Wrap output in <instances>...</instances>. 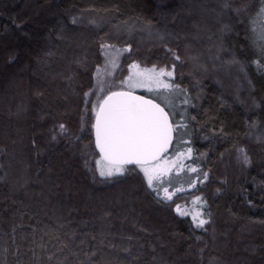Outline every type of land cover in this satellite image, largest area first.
Segmentation results:
<instances>
[{
  "label": "trees",
  "instance_id": "16d2710c",
  "mask_svg": "<svg viewBox=\"0 0 264 264\" xmlns=\"http://www.w3.org/2000/svg\"><path fill=\"white\" fill-rule=\"evenodd\" d=\"M249 2L224 16V0H0V264H264V145L246 139H264V39L256 9L231 11ZM100 42L129 46L126 67L175 66L188 120L166 157L191 148L193 184L172 200L90 167L80 116ZM189 202L203 230L177 213Z\"/></svg>",
  "mask_w": 264,
  "mask_h": 264
},
{
  "label": "snow or ice",
  "instance_id": "6c2138e0",
  "mask_svg": "<svg viewBox=\"0 0 264 264\" xmlns=\"http://www.w3.org/2000/svg\"><path fill=\"white\" fill-rule=\"evenodd\" d=\"M223 9H228L230 4L228 0H224ZM73 19L72 23H77ZM250 27L255 32L258 25L261 29V39H264V4L255 10V15L250 17ZM113 46L101 44V48L109 49ZM131 49H124L130 51ZM169 52L175 60H181V57L169 49ZM134 68L139 67L133 65ZM258 67H261L258 64ZM172 70L153 68L150 72L138 74L137 79L129 77L127 86H141L144 80L151 81L156 87L164 90H171L178 86L166 81L161 77H173ZM102 90V89H101ZM187 103V100H185ZM95 112V123L92 125L95 131V147L101 154V160L97 161L99 175L103 178H111L114 176H122L125 174L126 165H136L147 178L149 188L159 195V189L155 187L153 181L157 177L155 172L160 168L158 163L161 154L167 151L173 139V133L180 125H173L170 122L169 113L165 111L158 103L143 97L134 96L130 91H113L106 97L101 98L98 105L93 107ZM67 132L65 125L58 126L57 133L52 139H56V135H64ZM192 149H187L189 156ZM240 157L244 164L250 163L249 157L243 148L238 149ZM183 155V153L181 154ZM153 161L157 163L153 164ZM195 171V169H192ZM207 179V174H204ZM165 195L164 200H172V194L168 193V189H163ZM181 191V189H177ZM194 203L202 202L197 198ZM176 211L180 215H190L187 211H182L180 205L176 206ZM193 222L197 228L203 229L209 223L207 219L202 218V213L196 211L192 214ZM95 255V253H93Z\"/></svg>",
  "mask_w": 264,
  "mask_h": 264
},
{
  "label": "rangeland",
  "instance_id": "374dc122",
  "mask_svg": "<svg viewBox=\"0 0 264 264\" xmlns=\"http://www.w3.org/2000/svg\"><path fill=\"white\" fill-rule=\"evenodd\" d=\"M258 2L259 1L257 0H250L249 4L244 6L240 12L236 11L235 9H231V11L233 12V14L234 13L236 14V13H242L244 11L254 10L256 9ZM222 14H224L225 16L227 14V10L224 11ZM83 21L89 22L87 19H84ZM128 31L129 30L127 29L126 32ZM141 33L144 36H146V38L156 37L155 33H150L146 31H141ZM254 33L261 35V29L259 26H256V30ZM119 34L120 33L116 32V34L114 35L118 36ZM101 44H108L113 47L106 50L101 48ZM128 48L130 47L121 46L115 42H100L98 44L97 51L100 56V63L95 67V70L93 72L91 87L87 89L83 94V110L81 111L82 115L80 116V120L82 121V123L83 122L85 123V125L82 126V129H85L84 130L85 132L82 133L83 139L85 136H86L85 138L87 139H91L90 138L91 136L94 137L93 127H90L88 132H86L87 128L94 124L95 112L93 111V107L100 103L101 98L106 97L113 91H130L132 94H141L157 102L162 107H164V109L169 113L172 124L174 126L180 125L179 127L176 128V131L179 129V131L184 132L183 129L185 128L186 126L185 123L187 122L188 119L186 114H182L183 113L182 108L184 105L182 97L184 96L182 95L183 93L178 88H174L171 90H164L162 88L158 89L154 83L148 80H144L141 86H134L131 88L127 86V82H129V77H133V79L135 80L139 78L138 74L150 72V70L154 68V67L151 68L142 67L135 62L129 65V67L128 66L126 67L125 61L127 59H130L132 54L131 48L130 51H124V49H128ZM133 65H138L139 67L134 68ZM155 69L157 71L159 70L157 68ZM163 69L172 70L173 67L172 68L164 67ZM174 75H175V71L173 73L172 78L175 77ZM172 78H169L167 76L161 77V79L166 81L170 80V82ZM183 137H188V136H183ZM246 139L248 141L249 140L254 142L256 141L257 143L264 145V139L262 138L260 140V137L257 135V132L254 128L250 130V132H248ZM180 145L181 148L177 150V152L173 155V157L170 160H167V157L169 155L168 154L167 157L164 156L158 161V163L160 164V168L157 169L155 172V176L157 178L154 179L153 183L155 187L159 189V193L162 196L165 195L163 191L164 188L168 189L169 194H173L175 192H179L177 191V189H181V191L188 190L193 184L192 181H189V171H186L184 169L185 161L187 162V160L189 159L187 150L184 151L182 148L183 141H181ZM91 146L96 148L95 141H92ZM240 148L241 147H239V149ZM243 149L247 153L250 160L251 156L249 154V151L246 150L245 148ZM90 152L94 153L92 149L90 150ZM182 153L183 155H181ZM237 154H238V159L242 162L240 153L237 152ZM99 157L100 158H96V155H88L87 160L88 162H91V164L93 165L90 167H93L94 169L98 170L97 161L101 160V156L99 155ZM155 163L157 162H154L153 164ZM126 169H127L126 170L127 174L125 173L124 175H122V178H126V177L133 178L137 176L142 182H144L143 178L147 182V178L144 176V173L142 171H139L136 168L128 169L126 167ZM141 175L144 177L142 178ZM97 180L101 181L100 179ZM93 182L96 184L95 180H93ZM114 183L117 182L115 180H110L109 182L101 181L102 185L105 184L103 187L111 186ZM201 194H202V189H201ZM195 195L196 192L194 194H184L179 198V201L181 198L182 200L190 199L191 201H193L195 200L194 198ZM182 211H187L189 213L195 214L196 209L192 206L191 202H189L187 205H185ZM192 214L188 216L192 217Z\"/></svg>",
  "mask_w": 264,
  "mask_h": 264
},
{
  "label": "water",
  "instance_id": "95a60500",
  "mask_svg": "<svg viewBox=\"0 0 264 264\" xmlns=\"http://www.w3.org/2000/svg\"><path fill=\"white\" fill-rule=\"evenodd\" d=\"M132 95H134V96H139V97H143L144 99H149V98H147V97H145V96H143V95H141V94H132ZM149 100H151V99H149ZM152 101H153V100H152ZM153 102H154V103H157V102H155V101H153ZM165 111H166V110H165ZM166 112H167V111H166ZM170 122L172 123L171 118H170ZM94 123H95V120H94ZM94 140H95V131H94ZM173 143H174V133H173V139H172V142H171V144L169 145L167 151L163 152V153L161 154V156H160L159 159H161L162 157L166 156V155L171 151V149H172V147H173ZM96 149H97V148H96ZM97 151H98L99 155L101 156V154H100V152H99L98 149H97ZM154 162H156V161H153V163H154ZM126 166H136V165H126Z\"/></svg>",
  "mask_w": 264,
  "mask_h": 264
},
{
  "label": "bare ground",
  "instance_id": "6f19581e",
  "mask_svg": "<svg viewBox=\"0 0 264 264\" xmlns=\"http://www.w3.org/2000/svg\"><path fill=\"white\" fill-rule=\"evenodd\" d=\"M95 141V140H94Z\"/></svg>",
  "mask_w": 264,
  "mask_h": 264
}]
</instances>
